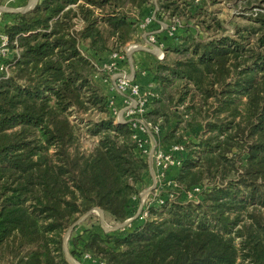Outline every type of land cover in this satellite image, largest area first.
<instances>
[{"label": "trees", "instance_id": "16d2710c", "mask_svg": "<svg viewBox=\"0 0 264 264\" xmlns=\"http://www.w3.org/2000/svg\"><path fill=\"white\" fill-rule=\"evenodd\" d=\"M157 1L148 30L168 19L180 26L156 33L165 56L151 69V134L141 136L165 149L184 144L169 172L180 195L122 235L88 230L71 254L100 264H264V0L231 31L206 0ZM129 6L147 9L138 18ZM154 11L153 0H40L2 13L10 52L0 60V264H71L65 235L81 217L100 208L122 224L138 211L149 160L133 120L115 122L110 99L119 110L123 96L98 67L125 55ZM84 133L97 138L89 152ZM195 186L204 187L198 202L186 195ZM69 239L78 245L80 233Z\"/></svg>", "mask_w": 264, "mask_h": 264}, {"label": "built area", "instance_id": "2783aa9c", "mask_svg": "<svg viewBox=\"0 0 264 264\" xmlns=\"http://www.w3.org/2000/svg\"><path fill=\"white\" fill-rule=\"evenodd\" d=\"M14 0H7V3H11ZM0 7H2L0 5ZM159 8H155L152 16H147L140 24V30L148 31V40L154 44L157 50L158 60H163L165 51L163 44L158 43L156 33L167 29L170 35H174L177 28L180 26L178 19H168L161 21L164 25L156 30H148L149 25L155 18L156 12ZM163 15V14H162ZM166 17V16H165ZM2 22V12H0V23ZM9 37L6 33L0 31V60L8 56L10 52ZM137 45L127 44L124 48L125 53L135 49ZM124 54L119 52H113L108 57V61L100 65L98 68L104 74L112 77L110 80L105 79L110 90L116 91L123 96V108L117 109L116 102L113 97L110 99V106L113 113L116 116L115 122L121 123L127 120H133L132 127L137 130L134 134V138L138 143V149L142 154L146 155L150 164V173L153 172L154 180H152L151 186L149 185L140 195V206L138 211L133 217H140L145 219L149 215L150 206L163 205L167 200L175 201L180 195L178 191H170L168 188L175 189L177 184L174 177H169V172L175 167H180L181 158L176 155L185 150L184 144H178L165 149L162 145L154 139H148L141 136V134H151L150 127L143 118V114L146 112V106L151 97L155 96L153 83L141 84L135 76L128 77L121 75L119 72L120 66L123 62ZM0 70H7V66L0 64ZM141 75H145V71H142ZM161 121L153 126L155 134L161 132ZM152 164V165H151ZM152 176V177H153ZM202 186H195L192 190L187 191L186 195L188 200L194 202L199 201V194L203 191ZM130 217L128 220H132ZM135 219V218H134ZM91 255V254H90ZM102 264V263H101Z\"/></svg>", "mask_w": 264, "mask_h": 264}, {"label": "rangeland", "instance_id": "374dc122", "mask_svg": "<svg viewBox=\"0 0 264 264\" xmlns=\"http://www.w3.org/2000/svg\"><path fill=\"white\" fill-rule=\"evenodd\" d=\"M32 0H17V1H12L11 6L14 8H23L25 7L28 2ZM39 1V0H38ZM207 5L206 8L210 12H214L215 15L225 21L226 27H229V30H232V27L236 23H246V21L242 18V14H248L251 11V8L253 9V5L255 4L254 0H216L215 4H211V0H206ZM198 3H202V0H198ZM257 10V9H255ZM192 23V22H191ZM204 35L206 33H203ZM148 69L144 67L142 71H147ZM145 78L149 77V80L146 81L145 84L149 83L150 80H152V76H149L148 73L145 74ZM108 77V80H110L112 77L110 74L105 75ZM121 105L119 106V108ZM123 108V107H122ZM94 120L98 119L100 116L99 115H91ZM97 138L85 134L82 137L81 140V149L85 152H89L96 144ZM152 165V164H151ZM151 176H153V172L151 171ZM155 176V175H154ZM154 176L151 177L152 180H154ZM151 180V182H152ZM151 186V183H150ZM144 191V190H143ZM89 215H91L90 218L86 219ZM85 219L79 221L76 226L74 227L76 232L80 233V243L78 245H74L71 240L69 239L71 232L69 233L68 240H67V250L71 257L75 259L78 264H100L99 261L97 260L96 257L90 255L89 253H83L81 254V259H77L71 254L72 249H76L78 252L83 251L82 247V241L86 239V236L88 235V230H105V231H114L115 233L122 235L125 230L123 228L128 225L132 220L127 223L124 226L115 228L119 226L120 224L114 223L109 217L103 216L99 213L97 210H93L91 214H88ZM136 219V218H135ZM130 225V224H129ZM128 225V226H129ZM73 228V229H74ZM76 262V263H77Z\"/></svg>", "mask_w": 264, "mask_h": 264}, {"label": "crops", "instance_id": "0c3cea01", "mask_svg": "<svg viewBox=\"0 0 264 264\" xmlns=\"http://www.w3.org/2000/svg\"><path fill=\"white\" fill-rule=\"evenodd\" d=\"M14 1H17V0H14ZM29 5H30V1L28 2L26 6H29ZM1 6L2 7H0V12L2 13L11 12V10L13 9H18V8L12 7L11 3L8 4L7 0ZM153 6L155 8L158 7L157 0H153ZM146 9L147 8L138 10V9H135L129 6L127 10L129 13L133 14L134 16L136 15V17L138 18H142L143 13L146 11ZM161 24L162 26L164 25V23H161ZM0 27H2V22L0 23ZM164 27H166V25H164ZM148 35L149 34L147 30H139V32L135 35L134 39L131 42H129L130 45L134 44V45H137V47L125 53L123 62L119 69V72L121 73V75H125L128 77L135 76L136 79L141 84H145L146 81L149 80V77H147L146 79L145 78L146 75L139 76L140 75V74L138 75L139 70H141L143 67H146L148 70L145 71V74L148 73L149 76H152L153 78V73L151 69H153V67L155 66V63L158 61L157 50L154 44L148 40ZM149 83H153V79L150 80Z\"/></svg>", "mask_w": 264, "mask_h": 264}, {"label": "water", "instance_id": "95a60500", "mask_svg": "<svg viewBox=\"0 0 264 264\" xmlns=\"http://www.w3.org/2000/svg\"><path fill=\"white\" fill-rule=\"evenodd\" d=\"M37 3H38V0L31 1V3H30L29 6H26V7H23V8H18V9H13V10H11V12H26V11H30V10L34 9V7L36 6ZM94 210L99 211V213L103 216L104 212H103L102 209H100V208H96V209H94ZM88 214H90V212L87 213L86 215H84L79 221L85 219L86 216H88ZM134 218H136V217H133L132 220H133ZM79 221H77L74 225H72V226L69 228V230H68V232L66 233V235H65V252H66V256H67V258H68V260L70 261L71 264H74V263H73V261H72L73 258L71 257V255L69 254V252H68V250H67V240H68L69 233L73 230V228L76 226V224H77ZM129 222H130V220L127 219L124 223L120 224L119 226H117V227H115V228H118V227L124 226V225H126L127 223H129Z\"/></svg>", "mask_w": 264, "mask_h": 264}, {"label": "bare ground", "instance_id": "6f19581e", "mask_svg": "<svg viewBox=\"0 0 264 264\" xmlns=\"http://www.w3.org/2000/svg\"><path fill=\"white\" fill-rule=\"evenodd\" d=\"M32 1H34V0H32ZM72 261H73L74 264H78V262L75 259H72Z\"/></svg>", "mask_w": 264, "mask_h": 264}]
</instances>
